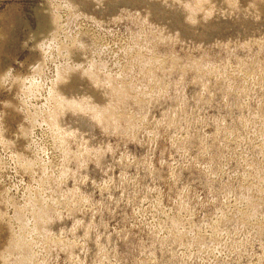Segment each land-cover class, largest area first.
Listing matches in <instances>:
<instances>
[{"label": "rangeland", "instance_id": "374dc122", "mask_svg": "<svg viewBox=\"0 0 264 264\" xmlns=\"http://www.w3.org/2000/svg\"><path fill=\"white\" fill-rule=\"evenodd\" d=\"M18 240L26 264H264V0H0V264Z\"/></svg>", "mask_w": 264, "mask_h": 264}, {"label": "bare ground", "instance_id": "6f19581e", "mask_svg": "<svg viewBox=\"0 0 264 264\" xmlns=\"http://www.w3.org/2000/svg\"><path fill=\"white\" fill-rule=\"evenodd\" d=\"M199 3L195 2L192 5V9L195 10L199 7ZM187 23H192V19H189ZM79 74H77L76 79L80 78V76H78ZM60 76V75H59ZM61 77V76H60ZM59 77V78H60ZM69 88V86L66 88V84L65 83H61L56 90V95H57V101L60 104H66L69 105L70 108H72L73 111H79L87 106V101L86 100H79V101H75L72 97L68 96L66 94L67 89ZM90 110L93 112V114L98 115L101 113L102 109L104 108V105L102 103H95L89 106ZM113 116V115H112ZM39 217H44V211L42 210L41 212H39ZM16 247H18L19 249H22L21 255L20 257L15 259V262L20 263V264H26L27 261H29V252H28V248L26 247V244L21 242L20 240L16 241Z\"/></svg>", "mask_w": 264, "mask_h": 264}]
</instances>
